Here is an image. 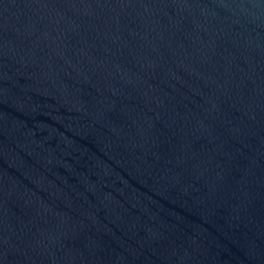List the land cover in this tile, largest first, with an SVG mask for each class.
Segmentation results:
<instances>
[{"label": "water", "instance_id": "water-1", "mask_svg": "<svg viewBox=\"0 0 264 264\" xmlns=\"http://www.w3.org/2000/svg\"><path fill=\"white\" fill-rule=\"evenodd\" d=\"M0 264H264V0H0Z\"/></svg>", "mask_w": 264, "mask_h": 264}]
</instances>
